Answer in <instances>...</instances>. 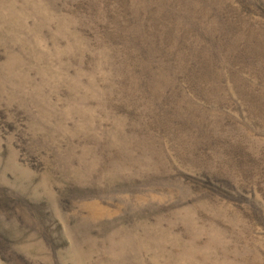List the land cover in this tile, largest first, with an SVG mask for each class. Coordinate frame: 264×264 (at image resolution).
Here are the masks:
<instances>
[{"label":"rangeland","instance_id":"374dc122","mask_svg":"<svg viewBox=\"0 0 264 264\" xmlns=\"http://www.w3.org/2000/svg\"><path fill=\"white\" fill-rule=\"evenodd\" d=\"M0 264H264V0H0Z\"/></svg>","mask_w":264,"mask_h":264}]
</instances>
